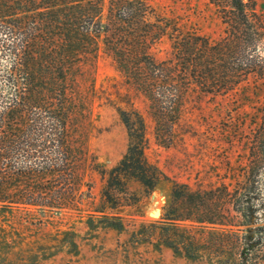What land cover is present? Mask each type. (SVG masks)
<instances>
[{
    "label": "trees",
    "instance_id": "obj_1",
    "mask_svg": "<svg viewBox=\"0 0 264 264\" xmlns=\"http://www.w3.org/2000/svg\"><path fill=\"white\" fill-rule=\"evenodd\" d=\"M208 2L222 26L215 37L157 12L150 0H0V215L17 211L20 218L9 229L0 224V244L20 247L25 237L13 238L16 229L54 226L55 218L90 198L77 143L85 102L72 75L102 50L130 101L145 102L163 142L174 135L187 96H236L237 106L251 105L220 128L227 145L221 181L206 187L174 182L160 219L132 241L154 236L157 246L205 264H264V11L258 0ZM164 38L169 56L159 60L150 48ZM119 111L128 146L102 173L100 191L103 206L112 209L128 180L150 192L162 176L145 157L143 113L132 105ZM235 146L241 149L237 165L227 152ZM109 226L123 224L119 219ZM62 233L29 243L52 256L76 246L58 237Z\"/></svg>",
    "mask_w": 264,
    "mask_h": 264
},
{
    "label": "rangeland",
    "instance_id": "obj_2",
    "mask_svg": "<svg viewBox=\"0 0 264 264\" xmlns=\"http://www.w3.org/2000/svg\"><path fill=\"white\" fill-rule=\"evenodd\" d=\"M157 12L167 16L182 17L184 22L197 28L200 33L215 37L222 26L208 0H150ZM257 8L264 11V0H258ZM157 59L169 56V43L164 38L152 48ZM76 91L85 103L78 116L77 143L83 149L84 180L90 184V198L73 210L55 218V225L43 229H16L12 237H25L20 247L8 248L0 244V264H205L175 253L163 245L157 246L156 237L149 242L134 243L133 236L143 238L139 232L160 219L169 205L170 191L174 182L187 183L192 187H206L221 181L223 176L225 147L221 136L223 122L238 111H250L251 105L234 103L235 98L187 96L180 107L174 135L163 142L155 137L154 125L142 98L130 101L122 77L102 50L72 75ZM118 96H122L118 101ZM130 105L143 113L147 124L145 157L162 172L156 187L146 192L134 180L127 181V191L120 193L117 205L112 209L103 206L100 191L102 173L115 167L128 146V134L120 116V109ZM120 108V109H119ZM227 150L230 162L239 163L240 146ZM86 189V187H85ZM103 210V213H100ZM15 216L0 215V224H16ZM106 215L107 219L103 217ZM120 219L122 229L109 226ZM182 224H186L185 222ZM18 227V226H17ZM62 231L58 237L70 238L76 246L65 245L52 256H42L38 244ZM150 230V227L148 228ZM152 230V228H151ZM69 233V234H65ZM2 235L0 234V237ZM10 236V235H9ZM29 244H26V243ZM30 252H37L34 260Z\"/></svg>",
    "mask_w": 264,
    "mask_h": 264
}]
</instances>
